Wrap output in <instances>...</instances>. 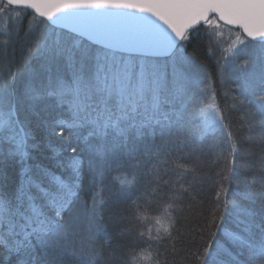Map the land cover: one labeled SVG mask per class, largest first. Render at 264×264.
I'll return each mask as SVG.
<instances>
[{
    "label": "snow or ice",
    "instance_id": "snow-or-ice-1",
    "mask_svg": "<svg viewBox=\"0 0 264 264\" xmlns=\"http://www.w3.org/2000/svg\"><path fill=\"white\" fill-rule=\"evenodd\" d=\"M9 10H14L16 17L31 10L35 14L33 20L43 18L38 24L45 30L51 27L55 32L60 28L66 30L67 36L56 33L55 39L49 42L50 37L41 31L27 48L29 56L40 54L47 58L46 83L37 84L32 73L19 88L14 74L11 79L0 78V144L9 143L8 155L18 157L22 166V178L14 190L7 191L0 185V264H10L13 256L25 257L18 258L16 264H32L37 247L45 252L60 248L81 218L89 232L100 222L99 209L104 201L98 186L108 163V141L126 140L133 130L139 135L146 127H171L184 120L185 77L177 71V65L191 66L199 73L196 81L199 99L194 111L201 121L200 139L218 130H223L226 137V147L219 154L225 161L218 173L221 187L202 229L207 230L208 239L202 251L193 253L194 259L198 264H210L213 252L219 247L216 238L222 234L225 241L247 252L248 264H264V215L257 220V213L240 202L253 199L252 185L257 174L244 182L240 200L228 198L225 182L236 174L237 136L226 112L216 103L210 73L186 50L192 35L204 31L212 55L213 45H219L215 37L222 29L236 32L235 41L220 49L218 60V64L228 60L236 62L239 73L240 93L233 97L230 107L247 105L240 127L250 132L257 127L264 131V0H0V14ZM4 35L6 38L0 41V46L6 48L12 40L7 25ZM254 41L260 45L256 68H253V54L248 50ZM161 59L165 61L163 65ZM60 61L66 71L58 69L53 76L50 66ZM220 75L222 81V70ZM45 97L54 98L69 113L68 118L55 120L52 125L55 135L65 137L67 133L66 150L76 154L67 162H57L58 168L68 172L66 177L39 167L33 173L26 165L30 147L39 145L29 144L33 137L19 119V105ZM178 103L181 107H177ZM73 130H77L75 137ZM80 130H86L87 134L83 135ZM89 138H95L97 143H91ZM81 143L86 146L94 188L91 202L84 201L82 207L79 200L84 173V161L79 155ZM261 151L264 153V149ZM126 154L135 159L131 151ZM145 155L159 153L146 151ZM261 161L264 163V155ZM174 163L184 172L195 174L197 171L178 159ZM113 179L131 187L136 178ZM179 190L177 194L173 183L168 195L170 202L164 205L163 214L154 218L159 226L156 236L149 229L150 240H183L178 230L173 235L179 217L170 211H183L181 201L188 189L180 184ZM229 215L234 216L235 227L228 226ZM73 251L84 257L86 264H96L104 254L103 248L86 246ZM172 251H176L175 243ZM141 258L150 259L151 254Z\"/></svg>",
    "mask_w": 264,
    "mask_h": 264
},
{
    "label": "trees",
    "instance_id": "trees-1",
    "mask_svg": "<svg viewBox=\"0 0 264 264\" xmlns=\"http://www.w3.org/2000/svg\"><path fill=\"white\" fill-rule=\"evenodd\" d=\"M34 15L31 10H28L27 14L22 12L20 17L15 16L18 19L17 24L20 27L24 26ZM8 21L0 23L1 34H4L2 33L4 25L15 26L10 22L11 19ZM49 30L51 32L53 29L49 27ZM57 31L62 33L63 30L57 29ZM231 33L235 34H230L229 42L236 39V32ZM18 34V30L12 34V40L6 49L0 46V78L8 75L9 63L14 66V72L17 70L16 64H22L19 65L21 68L30 66V71H32L33 55L26 62L21 61L25 42L23 35L20 37ZM5 38V36H0V41ZM213 48L214 54L210 55L208 36L204 31H200L192 35L186 50L210 73L212 86L216 91V103L226 112L228 122L237 136L236 174L230 181L225 182L229 189L228 198L240 200L239 192L244 182L254 173L257 174L256 181L252 185L255 193L253 199L240 202L244 207L254 210L259 220L260 215H264V163L261 161V156L264 155L261 151L264 149V131L257 127L250 132L246 127H240L243 123L241 115L246 111L247 105L237 104L235 108L230 107L233 104V97H238L240 93L237 87L238 78L233 80L229 77L231 70L228 64L231 65L234 62L228 60L229 63L225 66L222 64L223 61L218 64L220 49L216 45H213ZM39 64H42L39 73L46 74L49 67L47 58L39 60L37 65ZM51 65L65 71L62 61ZM191 73L193 74V70ZM9 78L11 79L10 76ZM15 84L18 88L22 86L20 79H16ZM186 84L184 101L187 111L184 112V120L181 124H173L171 127L152 125L142 129L139 135L135 130L131 131L126 140L113 141L110 139L108 141V163L103 168L102 177H99L102 183L98 186L101 190L100 198L104 201L99 209V215L102 217L100 222L89 232L81 218L77 221L78 227L69 234L60 248L45 252L37 247L32 254L34 256L32 264H86L85 258L73 251V249L79 250L81 246L94 247L97 250L103 248L104 254L98 258L96 264H155L157 260L160 264H165V261L168 264H198L193 253L198 254V249L202 251L208 239L207 230L202 231V229L206 217L214 207L216 192L221 187V176L218 173L224 167L225 161L219 154L226 147L224 145L226 137L223 130H218L215 134L200 139L201 121L194 111L199 95L197 88L194 90L193 85L188 82ZM49 98L41 99L42 102L36 101L37 107L35 105L30 107L26 102L19 105V119L33 137L28 141L29 144L39 145L36 148L30 147L26 165L32 168L33 173H36L39 167L66 177L68 172L58 168L57 162H67L69 157L76 154L66 150L67 133L65 137L55 135L52 125L55 120L68 118L69 113L66 106L59 107L55 100H51L48 104ZM49 107L51 109L50 122L44 124L42 116L37 114V109L40 111L44 109V115H46ZM177 107L181 105L178 103ZM56 131L58 132L59 128ZM76 131L73 130L74 137ZM80 132L83 135L87 134L86 130H80ZM89 139L91 143H97L95 138ZM125 144L127 148L124 147ZM10 147L9 143L0 144V153H2L0 155V185H3L7 191L14 190L22 178L19 158L8 155ZM80 148L79 155L84 161L79 195L82 207L84 201L91 202L94 188L91 183V174L88 171L86 146L81 143ZM127 151H131L135 159H130L126 154ZM146 151L158 152L159 155H145ZM177 159L180 163L195 167L196 173L184 172L183 169L177 168L174 163ZM117 176L125 181H131L133 176L136 179L129 187L113 179ZM164 181L169 183L165 184ZM173 183H175L177 194H180V184L188 189V192L183 193L181 201L183 211L176 212L175 209H170L173 215L179 217L173 235L178 230L183 234V240L176 242L150 240L148 238L149 229H151V235L156 236L159 226L156 225L154 218L161 216L164 205L170 202L168 195ZM228 226L235 227L233 215L228 217ZM141 232L144 233L143 236L140 235ZM161 235H163L162 232ZM216 239L219 247L213 252L210 264H248L246 251L225 241L222 234H218ZM173 243L176 247L175 252L172 251ZM148 254H151L150 259L141 258L142 255ZM18 258L25 257L13 256L10 264H16Z\"/></svg>",
    "mask_w": 264,
    "mask_h": 264
},
{
    "label": "rangeland",
    "instance_id": "rangeland-1",
    "mask_svg": "<svg viewBox=\"0 0 264 264\" xmlns=\"http://www.w3.org/2000/svg\"><path fill=\"white\" fill-rule=\"evenodd\" d=\"M8 14L10 16H8ZM9 19H11L10 22L15 24V26L14 25L8 26L6 24L7 25V31H9L10 33L14 34L18 30V32H19L18 35L20 37H22V35H23V40L25 42V45L23 47V52H22V55H21V61H23V62H26L27 60L30 59L31 56L28 55L27 48H28V46H30L33 43L34 39L41 33V31H44L45 35H48L49 37L52 35L51 36L52 38L50 37L49 42H51V40L55 39L56 33H60L59 31H57L58 28L55 29V32H53V30H51V32H50V30L48 31V29L45 30L43 25L38 24V21L43 20L42 18H38V19H35V20H33V18H32L24 26L20 27L19 24H17L18 19L14 15V10H9L6 13L0 14V23L9 22L8 21ZM12 20H13V22H12ZM30 22H31V29H30ZM59 30L62 31V29H59ZM4 32H5V25L2 27V33H4ZM50 33H52V34H50ZM61 34L63 36H65V37L67 36V32H65L64 30L62 31ZM230 34H235V33H230L227 28L222 29L221 30V34L218 35L217 37H215V39L219 41V45L216 46V47L219 48V49H222V48H227L229 45H231L235 40L229 42L230 41ZM0 36H5V35L0 33ZM225 42H228V43L225 44ZM252 45H255V47H253ZM4 49H6V48H4ZM7 50H9V49H7ZM248 50L251 51L252 54H253V61H254L253 68L258 67V65H259V57H260V45H259V42H255V41L252 42V44H250L248 46ZM38 57L41 58V59L46 60L45 56H44V58H42L43 55H40V54L33 55L32 56V71H30V66L29 67L22 66V68H21V66H19V65H22V64H16L17 65V70H16V72H14L13 71L14 66H12V63L11 64L9 63L8 75L5 77V79H10L9 76L11 77L14 74L15 80L16 79H20V81L23 84L28 79L29 73H32L35 76V81H36L37 84L46 83L49 73H48V71H47L46 74L45 73H43V74L39 73L42 64L37 65V62H39V60H41ZM33 61H36V62H33ZM160 63H161V65H163L165 63V61L163 59H161ZM227 63H229V61H223L222 62L223 66L227 65ZM50 67H51V73H52L53 76L56 75L58 69L60 71L63 70V69H60V68H58L57 66H54V65H51ZM228 68H230L231 73H232V75H231V73L229 74V77L231 79H233V80L235 78H238L239 73H238L237 68H236V62L232 63L231 65L228 64ZM194 69L195 68H193L191 66H188V65H177V71L179 73H181L185 77V84L188 82L190 85H193L194 90H196V88H197L196 81L199 78V73L195 72ZM167 70H168V73H169V80L171 81L172 68H171L170 64H169V67H168ZM192 70H193V74L191 73ZM251 70L252 69H250V71ZM12 71H13V73H12ZM188 87H192V86H188ZM51 100L54 101L55 99L54 98H49L47 103L50 104ZM40 101L42 102V100H40ZM26 103H28V105H30V107L31 106L33 107V105L36 106L35 102H27L26 101ZM44 112H45L44 109H41V111L37 109V114L41 115L42 118H43L44 124H47V123L50 122L49 121V116H51L50 115L51 114L50 107L48 108V111H46V115H44ZM220 185H221V183H220Z\"/></svg>",
    "mask_w": 264,
    "mask_h": 264
},
{
    "label": "water",
    "instance_id": "water-1",
    "mask_svg": "<svg viewBox=\"0 0 264 264\" xmlns=\"http://www.w3.org/2000/svg\"><path fill=\"white\" fill-rule=\"evenodd\" d=\"M4 2H6V0H4ZM40 18V17H39ZM43 19V18H42ZM66 31V30H65Z\"/></svg>",
    "mask_w": 264,
    "mask_h": 264
}]
</instances>
